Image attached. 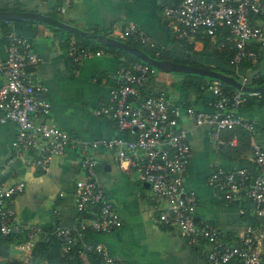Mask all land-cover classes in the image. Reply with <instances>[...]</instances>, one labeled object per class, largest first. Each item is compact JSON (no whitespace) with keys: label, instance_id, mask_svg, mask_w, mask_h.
<instances>
[{"label":"crops","instance_id":"1","mask_svg":"<svg viewBox=\"0 0 264 264\" xmlns=\"http://www.w3.org/2000/svg\"><path fill=\"white\" fill-rule=\"evenodd\" d=\"M174 3L176 0H67L63 12L59 13L60 0H0V12H37L87 33L115 40L127 26L134 25L151 47L185 53L190 62L199 66L231 70L238 80L246 78L249 81L258 73L264 75V43L261 46L252 44L258 49L259 56L255 67L250 69L247 62L243 67L228 68L218 57L213 46L222 41L223 30L213 38L197 36L175 40L170 24L162 15L163 8ZM253 22L264 36V21L254 19ZM11 23L0 24V60L6 57L10 32L27 39L39 58L30 78L46 89L49 115L44 121L75 138L78 143L66 146L60 156H50L45 167L37 169L34 161L44 150L45 143L35 135L33 147L23 157L14 158L16 125L0 122V183L23 184V191L6 202L21 226L19 232L23 234L17 243L10 244V248L24 256L29 255L38 237L48 235L55 222L73 229L80 221L88 223L95 217L96 207L87 209L80 217L72 196L75 181L83 177L79 160L88 154L95 161L94 178L111 203L121 226L107 234L86 232L75 241L74 249L62 247L58 258L64 260L63 263L78 260L81 264H97V259L86 248L101 244L110 257L122 264H208L204 259L205 243L196 240L188 244L176 229L163 227L156 218L158 209L149 201L146 184L134 172L119 170L111 150L87 149L82 145L118 136L131 138V135L118 131L110 118L92 113L107 103L109 91L116 85L117 68L124 57L102 49L101 56L86 58L73 67L68 56V44L72 39L67 33L38 23H24L23 26ZM145 92L161 94L179 109L175 129L185 131L190 150L184 189L195 195V221L214 226L222 242L234 246L237 234L245 226L254 224L253 204L243 198L223 204L214 198L206 178L215 166L226 170L242 168L253 175L260 174L252 163L251 146L253 143L260 145L264 140V97H249L234 111L242 120L253 123L251 133L240 128L224 130L214 142L207 127L194 126L192 119L183 113L185 107L210 112L209 93L195 89L186 91L181 88L178 76L153 71L147 78ZM1 115L0 111V118ZM40 121L43 120H35L34 125ZM29 227L38 228L42 234L27 238L25 232ZM18 259L21 264H35L20 256ZM0 261L3 262L1 258Z\"/></svg>","mask_w":264,"mask_h":264},{"label":"built area","instance_id":"2","mask_svg":"<svg viewBox=\"0 0 264 264\" xmlns=\"http://www.w3.org/2000/svg\"><path fill=\"white\" fill-rule=\"evenodd\" d=\"M60 1L57 11L62 13L67 0ZM162 15L170 24L175 40L197 36L213 38L223 30L225 35L216 45V50L229 52L228 64L236 68L240 63L247 62L252 68L255 67L259 53L252 44L261 46L264 36L253 20L264 21L263 0H176V3L163 8ZM7 38L6 57L0 60V122L16 125L14 158L23 157L33 147L35 135L45 143L44 150L34 161L35 168L43 169L50 156L62 155L66 146L78 141L44 121L49 115L46 89L30 78L39 58L24 36L10 32ZM117 40L151 46L134 25L127 26ZM102 54V50L82 47L73 39L68 44V56L73 67L86 58ZM151 71L142 63L122 61L117 68L116 85L109 91L107 103L92 112L96 116L110 118L118 131L131 135V138L118 136L84 142L82 145L87 149L111 150L119 170L134 172L148 184L149 201L158 209L157 221L163 227L176 229L188 244L203 241L207 246L204 259L208 264H264V140L260 145L253 143L251 146L252 163L259 175L242 168L226 170L215 166L206 178L214 198L223 204H231L239 198L253 204V226H245L237 234L234 246L226 245L214 226L194 220L196 198L193 192L184 189L190 150L185 131L175 129L179 109L161 94L141 96ZM239 81L244 83L243 79ZM198 89L211 95L212 100L208 103L211 111L206 113L186 107L183 113L192 119L194 126L207 127L214 142L224 130L240 128L247 133L252 132L253 123L242 120L234 113L246 102L245 94L236 90L224 91L221 84L215 81H204ZM39 119L43 121L34 125V121ZM94 166L95 161L90 155L81 157L79 168L83 177L75 181L72 196L80 217L87 209L96 207L95 217L88 223L80 221L73 229L55 222L50 231L64 248L72 246L86 232L107 234L121 226L111 203L94 178ZM22 191V183H0L2 236L21 230L6 202ZM41 234L34 227L27 228L25 232L29 239ZM86 250L95 256L97 264H122L110 257L101 244H94Z\"/></svg>","mask_w":264,"mask_h":264},{"label":"trees","instance_id":"3","mask_svg":"<svg viewBox=\"0 0 264 264\" xmlns=\"http://www.w3.org/2000/svg\"><path fill=\"white\" fill-rule=\"evenodd\" d=\"M5 23H9V22L0 21V24H5ZM11 24L20 25V26L24 25V23H11ZM67 35L71 39L77 41L82 47L90 46V48L94 49V50H97V49L102 50L103 49L106 52H111V53H115L117 55L123 56L124 61H126V62H138V63H140L135 58H133V57H131V56H129L123 52H119V51H116V50L111 49V48H106V47H103V46L96 44V43H93V42L89 43L87 40L72 36L70 34H67ZM201 38L204 39V38H208V37H201ZM125 43L132 46V47H135V48L142 50L149 57L154 58V59L168 60V61L176 63V64H185V65L202 67V66H199L197 64L190 62L189 57L186 56L185 53L163 51V50L157 49L155 47H151V46H140L138 44L132 43L131 41H125ZM213 47H214L216 53L218 54V57H220V59L228 66V68L231 67L228 64L229 59H230L229 52L225 49L220 50V51L216 50L215 44ZM155 52L158 53L157 56L154 55ZM244 63L243 62L240 63L238 67H243ZM247 66L250 69H253L249 65V63H247ZM210 69H213V70L220 72L224 75L232 76V77L236 78L234 76V74L231 72V70H219V69H215V68H210ZM150 70H154V69L150 68ZM178 77L180 78L181 88L186 90V91L189 89H195L196 91L197 90L199 91L198 88L202 82L212 81V80H207V79L200 78V77L193 76V75H178ZM242 79L244 81L246 78H242ZM244 83L248 84V85L264 84V75L262 76V74L258 73L256 75H253L249 81L245 80ZM145 86H146V83H145ZM145 86H144V89L142 90V93H141L142 97L159 96L160 95L157 93L155 95H151L149 93H146L145 92ZM221 86L224 89V91H227V92L233 91V89H231L230 87H228L226 85L221 84ZM245 96H246V101L249 97H252V96H247V95H245ZM253 97H264V95H255ZM211 100H212V97L209 94L207 101L210 102ZM20 232L18 231L16 233L15 232L10 233V234H7L5 236L0 235V258L3 260V262L0 261V264H2V263H4V264H21L20 260L18 259V256H20L23 260H26L28 262L35 263V264H37L40 261H46L47 264H65V263H63L64 260H60V258H58V252L64 246L60 242H58L54 236L51 235L50 231H49L48 235H46L44 237H38V241L35 243L34 248L31 252V254H29V255L24 256L21 252H17L15 250L11 249L10 244L14 243V242L17 243V241H19V239H20V236L21 235L23 236V234ZM70 247H73L72 249H74L75 244H73ZM93 257H95V256L93 255ZM67 264H81V263L78 260H73Z\"/></svg>","mask_w":264,"mask_h":264},{"label":"water","instance_id":"4","mask_svg":"<svg viewBox=\"0 0 264 264\" xmlns=\"http://www.w3.org/2000/svg\"><path fill=\"white\" fill-rule=\"evenodd\" d=\"M0 21L12 23H38L43 24L72 36L99 44L106 48H111L119 52H123L140 63L148 66L155 71L172 76L193 75L207 80H212L220 84L226 85L245 95H264V84L248 85L240 82L232 76L224 75L210 68L191 66L185 64H176L168 60H158L149 57L142 50L132 47L125 42H120L113 38L101 34H90L80 30L74 26L68 25L58 19L31 11H1ZM188 55V54H187ZM148 187V184H146ZM194 220L196 218L194 217Z\"/></svg>","mask_w":264,"mask_h":264},{"label":"rangeland","instance_id":"5","mask_svg":"<svg viewBox=\"0 0 264 264\" xmlns=\"http://www.w3.org/2000/svg\"><path fill=\"white\" fill-rule=\"evenodd\" d=\"M153 72H155V73H157V71H155V70H152Z\"/></svg>","mask_w":264,"mask_h":264}]
</instances>
